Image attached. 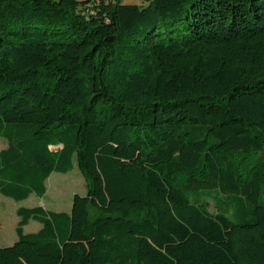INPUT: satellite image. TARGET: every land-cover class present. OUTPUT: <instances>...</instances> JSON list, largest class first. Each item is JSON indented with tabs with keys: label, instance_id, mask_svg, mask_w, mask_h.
Returning a JSON list of instances; mask_svg holds the SVG:
<instances>
[{
	"label": "trees",
	"instance_id": "obj_1",
	"mask_svg": "<svg viewBox=\"0 0 264 264\" xmlns=\"http://www.w3.org/2000/svg\"><path fill=\"white\" fill-rule=\"evenodd\" d=\"M0 139L1 195L86 182L0 264H264V0H0Z\"/></svg>",
	"mask_w": 264,
	"mask_h": 264
},
{
	"label": "rangeland",
	"instance_id": "obj_2",
	"mask_svg": "<svg viewBox=\"0 0 264 264\" xmlns=\"http://www.w3.org/2000/svg\"><path fill=\"white\" fill-rule=\"evenodd\" d=\"M127 4H146L147 0H122ZM6 143L0 139V149L4 148ZM46 193L39 198L30 195L26 200L16 202L11 198L0 194V247H6L14 243L17 239L15 228L20 217L16 210L19 207L31 208L35 206L43 207L46 210L54 212H68L71 208L72 197L74 194L84 195L86 193V182L79 169L74 168L66 174L52 173L45 182ZM210 202V209L213 210ZM41 224L30 220L24 227V233L37 232Z\"/></svg>",
	"mask_w": 264,
	"mask_h": 264
},
{
	"label": "crops",
	"instance_id": "obj_3",
	"mask_svg": "<svg viewBox=\"0 0 264 264\" xmlns=\"http://www.w3.org/2000/svg\"><path fill=\"white\" fill-rule=\"evenodd\" d=\"M25 227V226H24ZM24 227H23V229H24ZM24 232V231H23ZM15 242V241H14Z\"/></svg>",
	"mask_w": 264,
	"mask_h": 264
}]
</instances>
